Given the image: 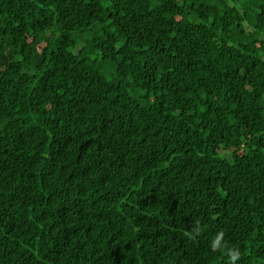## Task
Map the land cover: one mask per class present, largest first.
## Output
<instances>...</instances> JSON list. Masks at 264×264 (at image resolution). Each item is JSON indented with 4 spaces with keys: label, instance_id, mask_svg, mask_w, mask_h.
Masks as SVG:
<instances>
[{
    "label": "trees",
    "instance_id": "obj_1",
    "mask_svg": "<svg viewBox=\"0 0 264 264\" xmlns=\"http://www.w3.org/2000/svg\"><path fill=\"white\" fill-rule=\"evenodd\" d=\"M264 264V0H0V264Z\"/></svg>",
    "mask_w": 264,
    "mask_h": 264
},
{
    "label": "clouds",
    "instance_id": "obj_2",
    "mask_svg": "<svg viewBox=\"0 0 264 264\" xmlns=\"http://www.w3.org/2000/svg\"><path fill=\"white\" fill-rule=\"evenodd\" d=\"M223 238H224V233L222 231L216 233L210 240V246L214 249L216 248L226 249V244L224 243ZM226 250H227L228 264H236V262L240 259L241 253L234 248L226 249Z\"/></svg>",
    "mask_w": 264,
    "mask_h": 264
}]
</instances>
